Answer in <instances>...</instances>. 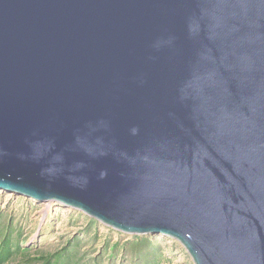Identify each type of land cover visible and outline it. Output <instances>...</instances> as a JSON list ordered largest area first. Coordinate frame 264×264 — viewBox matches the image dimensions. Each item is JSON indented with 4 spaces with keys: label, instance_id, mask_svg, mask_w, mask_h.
Here are the masks:
<instances>
[{
    "label": "water",
    "instance_id": "1",
    "mask_svg": "<svg viewBox=\"0 0 264 264\" xmlns=\"http://www.w3.org/2000/svg\"><path fill=\"white\" fill-rule=\"evenodd\" d=\"M0 191L264 264V0H0Z\"/></svg>",
    "mask_w": 264,
    "mask_h": 264
},
{
    "label": "rangeland",
    "instance_id": "2",
    "mask_svg": "<svg viewBox=\"0 0 264 264\" xmlns=\"http://www.w3.org/2000/svg\"><path fill=\"white\" fill-rule=\"evenodd\" d=\"M0 212L3 216L11 215L13 223L22 227L23 246L31 248V252L34 254V251L58 250L65 245L70 237L76 236L78 233L83 238L80 253L87 254L86 258L96 256L101 251L105 238L110 237L111 241H125L130 238V235L114 231L98 222H96L97 224L90 223V218L78 211L63 208L51 202H36L3 191H0ZM157 237L163 240L160 247L165 248L164 252L167 255L165 263L162 264H192L180 244L171 239ZM158 239L157 242H159ZM103 257L105 256L103 255ZM128 263L129 260H127ZM117 264H124V262H117Z\"/></svg>",
    "mask_w": 264,
    "mask_h": 264
},
{
    "label": "trees",
    "instance_id": "3",
    "mask_svg": "<svg viewBox=\"0 0 264 264\" xmlns=\"http://www.w3.org/2000/svg\"><path fill=\"white\" fill-rule=\"evenodd\" d=\"M89 222L97 224L92 219ZM21 235L22 227L13 223L11 215L3 216L0 212V264H117V262L127 264V260L128 264H162L165 263L167 256L165 248L160 247L163 240L152 235L130 236L125 241H111L110 237L105 238L101 251L96 256L88 258L87 254L80 253L83 238L79 233L70 237L58 250L34 251L35 254L31 252V248L23 246Z\"/></svg>",
    "mask_w": 264,
    "mask_h": 264
}]
</instances>
